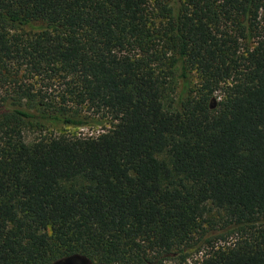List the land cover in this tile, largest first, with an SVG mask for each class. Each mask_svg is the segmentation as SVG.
Returning a JSON list of instances; mask_svg holds the SVG:
<instances>
[{
  "label": "trees",
  "instance_id": "obj_1",
  "mask_svg": "<svg viewBox=\"0 0 264 264\" xmlns=\"http://www.w3.org/2000/svg\"><path fill=\"white\" fill-rule=\"evenodd\" d=\"M0 90V264H264V0H0Z\"/></svg>",
  "mask_w": 264,
  "mask_h": 264
},
{
  "label": "rangeland",
  "instance_id": "obj_2",
  "mask_svg": "<svg viewBox=\"0 0 264 264\" xmlns=\"http://www.w3.org/2000/svg\"><path fill=\"white\" fill-rule=\"evenodd\" d=\"M178 90H179V88H178ZM66 131L69 132V133H71V134L95 135V134H97L99 132V127L96 126L95 124H91V125H88L86 127H80V128H71V127L55 128L54 126L47 125V126H45V129L43 130V132L40 133L37 128H35L34 126H32V124H28L23 129V136H24L25 141L30 142V141H33L34 139H36L37 137H39L40 135L49 134V133H57V134L58 133H65ZM160 158L161 159H164L165 161H167L169 163V156H168L167 153L166 154H163V155H160ZM217 215H218L217 212L210 211V212H208L206 214V218L207 219H209V218H211V219L212 218H216ZM207 250L208 249H205V250H202L198 254H193L192 256H190V258H189V260L187 262L192 263L194 261L199 260L200 257H201V255L205 251H207ZM68 257H70V256H68ZM68 257H65V258H68ZM82 257H84V256H82ZM84 258L88 261V264H101V263H97V262H91L86 257H84ZM162 264H178V263L177 262H174V261H165Z\"/></svg>",
  "mask_w": 264,
  "mask_h": 264
},
{
  "label": "water",
  "instance_id": "obj_3",
  "mask_svg": "<svg viewBox=\"0 0 264 264\" xmlns=\"http://www.w3.org/2000/svg\"><path fill=\"white\" fill-rule=\"evenodd\" d=\"M53 264H88V261L79 255H73L68 258L60 259Z\"/></svg>",
  "mask_w": 264,
  "mask_h": 264
}]
</instances>
